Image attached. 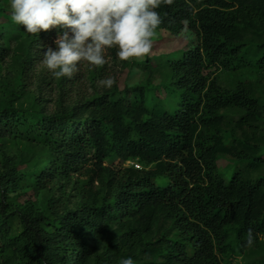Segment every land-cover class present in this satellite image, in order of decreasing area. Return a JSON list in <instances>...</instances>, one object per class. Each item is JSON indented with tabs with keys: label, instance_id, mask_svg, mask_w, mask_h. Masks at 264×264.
Here are the masks:
<instances>
[{
	"label": "trees",
	"instance_id": "16d2710c",
	"mask_svg": "<svg viewBox=\"0 0 264 264\" xmlns=\"http://www.w3.org/2000/svg\"><path fill=\"white\" fill-rule=\"evenodd\" d=\"M155 10L156 30L186 32L195 42L163 63L146 59L141 83L55 115L42 107L0 111V134H24L40 148L32 166L1 177L0 188L38 193L66 179L82 199L66 212L53 204L38 216H7L0 236L19 252L18 264H83L92 246L103 249L97 264H264L255 258L264 253V0H160ZM62 31L32 40L45 47ZM4 34L0 27V42ZM4 51L0 45V59ZM212 68L240 75L224 82L207 73ZM157 78L165 97L155 94ZM222 158L233 163L229 175ZM130 160L147 168L124 166Z\"/></svg>",
	"mask_w": 264,
	"mask_h": 264
},
{
	"label": "rangeland",
	"instance_id": "374dc122",
	"mask_svg": "<svg viewBox=\"0 0 264 264\" xmlns=\"http://www.w3.org/2000/svg\"><path fill=\"white\" fill-rule=\"evenodd\" d=\"M1 7L11 10L10 0H0V27L5 31V40L0 42L5 49L0 59V111L7 107H20L33 112L34 109L42 107L46 115H55L63 108H70L75 103L86 101L96 95L114 90L121 92L126 87H133L145 79L146 59L153 58V63H163L170 54L184 50L191 42H195V38L193 36L190 38L186 32L175 35L164 29L156 30L152 38L153 48L150 55L121 61L116 55L117 48L114 47L105 52L107 64L97 67L81 61L78 65L79 70L71 79H56L41 61L48 47L55 48L54 41L57 36L50 35L47 37L45 47H37L39 42L32 39L40 36L41 32L35 35L27 33L23 25L12 21L11 11L5 12ZM29 54L33 57L32 62L28 61ZM207 73H211V76L220 75L224 82H230L240 75L221 72L216 68ZM241 74L247 80L255 82L259 80V75L255 72L244 71ZM110 76L116 79L111 88L99 84L101 80ZM161 83L163 79L157 78L154 81V85L159 87ZM258 88L264 102V83L258 82ZM155 94L165 97L166 90L161 87L156 89ZM262 134L264 135V116ZM0 135V179L13 177L30 168L33 156L40 152V148L33 147L24 138V134L4 131ZM120 162L119 159H115L114 164L118 165ZM135 164H139V169L147 168V165L137 160L126 161L124 166L138 168ZM218 164L226 175L234 169L233 163L226 158H222ZM156 181L159 185L168 183V179L162 176ZM3 201L8 204L6 212L1 211ZM81 202L75 184L66 179L54 180L48 188L38 193L31 188L24 189L18 186L10 190L0 188V225L10 221L7 216L11 214L24 213L34 217L45 213L53 204L57 205L61 212H66L75 209ZM4 241L5 238L0 236V264H18L19 252L13 246H5ZM103 257V249L92 246L91 254L84 259L83 264H97ZM255 258L264 261V253ZM8 259L12 262L8 263ZM246 261L249 263L251 259L248 258Z\"/></svg>",
	"mask_w": 264,
	"mask_h": 264
},
{
	"label": "clouds",
	"instance_id": "9594fccd",
	"mask_svg": "<svg viewBox=\"0 0 264 264\" xmlns=\"http://www.w3.org/2000/svg\"><path fill=\"white\" fill-rule=\"evenodd\" d=\"M171 3V0H165ZM160 0H10L11 19L30 34L62 27L55 48L48 47L41 64L56 79H71L79 62L103 66L108 63L107 49L117 48L121 61L150 55L153 37L162 20L155 9ZM116 83L114 77L99 82L106 88ZM256 243L252 229L245 246ZM120 264H135L132 258Z\"/></svg>",
	"mask_w": 264,
	"mask_h": 264
},
{
	"label": "built area",
	"instance_id": "2783aa9c",
	"mask_svg": "<svg viewBox=\"0 0 264 264\" xmlns=\"http://www.w3.org/2000/svg\"><path fill=\"white\" fill-rule=\"evenodd\" d=\"M135 166L139 168V164H135Z\"/></svg>",
	"mask_w": 264,
	"mask_h": 264
}]
</instances>
